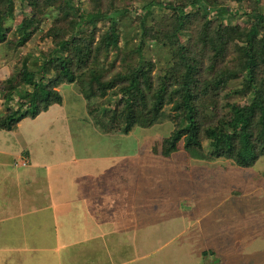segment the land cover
Wrapping results in <instances>:
<instances>
[{
	"label": "rangeland",
	"instance_id": "obj_1",
	"mask_svg": "<svg viewBox=\"0 0 264 264\" xmlns=\"http://www.w3.org/2000/svg\"><path fill=\"white\" fill-rule=\"evenodd\" d=\"M215 6L209 18L222 19L225 29L234 7ZM29 13L26 5L15 4L8 40L21 36V22ZM153 17L158 15L148 16L146 23ZM141 20L138 11L120 26L130 29ZM239 24L251 31L243 19ZM48 45L33 37L15 52L0 46V82L16 79L20 55H39ZM178 48L183 54L189 51L182 43ZM150 49V57L157 60ZM159 57L163 61V51ZM119 66L116 61L114 70ZM57 90L61 105L35 120L24 118L13 133L0 131V264H84V254L73 256L78 249L72 245L83 242L81 232L74 230L76 219L85 226L105 223V217L110 229H119L111 230L106 238L110 243L104 242L116 260L127 261L119 264H264V155L247 167L223 157L191 159L182 150V140L170 157L155 155L154 147L171 134L174 121L135 126L128 135L105 134L93 125L88 108L113 103L110 91L93 97L95 87L87 79ZM10 106L17 107L16 99ZM22 161L25 166L16 165ZM75 193L100 194V204L92 201L100 211L70 209L67 197ZM99 212L106 215L103 220ZM117 221L121 224L115 225ZM151 226L154 231L148 230ZM132 227L142 229L141 246L133 249L117 240ZM100 250L95 253L100 255Z\"/></svg>",
	"mask_w": 264,
	"mask_h": 264
},
{
	"label": "trees",
	"instance_id": "obj_2",
	"mask_svg": "<svg viewBox=\"0 0 264 264\" xmlns=\"http://www.w3.org/2000/svg\"><path fill=\"white\" fill-rule=\"evenodd\" d=\"M16 3L29 8V18L21 36L8 40ZM215 5L234 7L225 29L222 19L209 18ZM138 11L140 26L124 30L120 21ZM33 37L49 45L20 55L16 79L0 82L1 130L61 105L57 88L87 79L93 97L110 91L113 98L88 108L105 134L128 135L168 118L175 128L155 155L170 157L181 140L191 159L223 157L247 167L264 155V0H0V46L15 52Z\"/></svg>",
	"mask_w": 264,
	"mask_h": 264
},
{
	"label": "crops",
	"instance_id": "obj_3",
	"mask_svg": "<svg viewBox=\"0 0 264 264\" xmlns=\"http://www.w3.org/2000/svg\"><path fill=\"white\" fill-rule=\"evenodd\" d=\"M47 111H45L43 113H46ZM39 116L40 115H38L36 118H34V120L37 119ZM17 128H18V126H17ZM0 131L6 132V131L1 130V129H0ZM14 131L6 132V133H13ZM20 164L22 166H25L26 162L22 161L21 163H19V162L16 163V165H18V166ZM104 184L100 188H106V186L109 185L108 182L105 185ZM115 191H117V187L113 192H115ZM79 194L80 193H75L71 197H67L68 201H69L68 205H70V209H72V207L73 208L76 207V210L84 211L85 214H86V211H92L94 213L96 210H99L96 207H94L92 201L97 199V201H96L97 205L100 204V201H98V199H100V198H98V196L100 194H98L96 196H94V195L78 196ZM107 195L110 196V193L106 194V196ZM101 197H102V195H101ZM78 204H80V206H77ZM165 212H167V211H165ZM71 213H73V215H75V217H79V214L77 212L72 211ZM162 213H164V212H162ZM96 215L100 216L101 220H103L104 217L106 216L105 214H103V212H99ZM128 217H130V214H126V219ZM105 219H106L105 223L102 221L98 225L95 224L96 226L93 224H91V225L86 224L84 226L79 222V219H76L78 221V227H75L74 230L81 232L82 236L79 235V237H81L80 241H83V242H81V244L75 245V244H73L74 242L72 241V239H73L72 238L69 240L70 242L68 241V243L70 245L73 244L72 248L78 249L76 252H74L73 256L74 255L77 256V254H78L80 257L81 254H84V256L82 257L84 264H119L121 262H123V263L127 262V261H123L122 259H119V258H117V260H116L114 255L109 251V248L104 246L105 245L104 242L110 243V242L106 241V238L109 236L111 230H114V231L119 230V229H110V221H108L109 218L105 217ZM94 221L95 220L93 219L92 222L95 223ZM120 224H121L120 221H117V223L115 225H120ZM125 227H126V225H125ZM141 230H138L135 227L128 228V229H126V231H124V233L119 238H117V237L116 238H117V240L121 241V244L123 246H127V248L131 247V249H133L136 246H141V244H140L141 238H140L139 233H138ZM148 230L152 231L153 227L152 226L149 227ZM86 239L89 240L88 242H91V245L88 242L85 243ZM80 245H82V246H80ZM99 247L101 248V250H100L101 254L100 255L95 253V249L99 248ZM89 248H91V249H89ZM80 250H84V251L79 252ZM85 250H86V252L87 251L88 252L85 253ZM119 253H121V252L119 251ZM132 253L135 255L137 252H132ZM133 256L131 258H133ZM126 260H127V257H126Z\"/></svg>",
	"mask_w": 264,
	"mask_h": 264
}]
</instances>
